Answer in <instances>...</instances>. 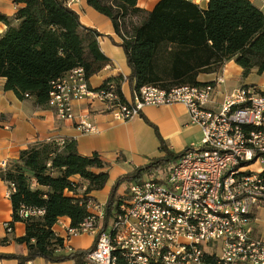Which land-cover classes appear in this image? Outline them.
I'll return each mask as SVG.
<instances>
[{
	"label": "trees",
	"instance_id": "16d2710c",
	"mask_svg": "<svg viewBox=\"0 0 264 264\" xmlns=\"http://www.w3.org/2000/svg\"><path fill=\"white\" fill-rule=\"evenodd\" d=\"M86 1L112 21L120 39L111 38L112 42L126 55L130 74L109 78L101 85L114 82L122 101H127L122 91L124 80L134 92L147 85L165 89L201 86L210 81L201 82L200 75L219 74L231 60L243 69V78L253 72L264 74V10L252 0H208L206 8L193 0H158L151 10L139 7L138 0ZM14 3V17L0 13V23L7 27L0 34V77L6 79L5 89L20 100L32 98L39 108L50 109L53 82L77 67L85 70L89 80L111 64L99 44L103 34L84 25L67 0ZM136 17L141 18L135 21ZM156 132L164 154L117 178L104 205L103 229L119 209V190L124 184L129 187L142 181L154 168L192 148L173 152ZM109 169L110 164L98 153L82 155L74 139L37 141L22 150L17 160L0 171V177L12 188L13 221L26 223V234L15 241L25 243L28 251L26 255L0 254V260L28 264L42 257L49 262L87 264L95 244L68 253L65 240L53 228L63 217L77 228L92 215L90 205L98 202L91 193L105 188ZM83 184L86 187L79 193ZM22 206L44 209L45 213L22 219ZM9 225L13 228V222ZM7 241L4 238L0 243ZM207 264H215V260Z\"/></svg>",
	"mask_w": 264,
	"mask_h": 264
},
{
	"label": "built area",
	"instance_id": "2783aa9c",
	"mask_svg": "<svg viewBox=\"0 0 264 264\" xmlns=\"http://www.w3.org/2000/svg\"><path fill=\"white\" fill-rule=\"evenodd\" d=\"M223 71L209 83L179 90L171 97H163L164 88L147 85L141 99L132 96L130 101L118 99L114 82L93 88L82 67L53 82L50 108L60 119L77 120L83 133L97 129L87 116L76 115L74 104L80 101L101 104L118 121L138 116L146 106L182 104L191 124L203 132L200 146H192L180 158L131 183L105 229V208L98 203L90 205L92 215L80 227H66L68 239L86 233L95 236L89 262L106 264V255H115L117 264H207L212 260L215 264H264V181H260L264 152L252 154L241 147V140L264 142V130L239 126V117L264 122V93L257 86H241L218 104V90L226 82ZM152 89H159L160 97H152ZM177 162H186V169H177ZM8 165L1 160L0 170ZM149 177H158V184H149ZM165 185H174V192H165ZM207 185H214V192H207ZM197 197L225 208L228 217H211L196 205ZM154 200H162V207L154 208ZM172 206H179V213H172ZM244 209H251V216H244ZM19 213L28 219L45 212L22 206ZM5 226L13 232L9 223ZM107 228H115L114 244H106ZM126 249H138L140 257H127Z\"/></svg>",
	"mask_w": 264,
	"mask_h": 264
},
{
	"label": "crops",
	"instance_id": "0c3cea01",
	"mask_svg": "<svg viewBox=\"0 0 264 264\" xmlns=\"http://www.w3.org/2000/svg\"><path fill=\"white\" fill-rule=\"evenodd\" d=\"M68 5L75 10L81 22L97 29L103 34L100 37L102 51L111 59V64L99 74L89 79L93 88L100 87L107 79L123 76L126 78L131 70L127 64V58L122 47L112 42H120L114 31L112 21L97 12L86 3V0H67ZM158 0H138V6L151 10ZM203 8L207 7L208 0H193ZM259 8L264 10L263 0H252ZM17 6L14 0H0V13L14 17ZM6 25L0 23V34L6 30ZM225 84L221 85L217 93L218 104L221 103L228 92L241 87L243 84H256L264 79L263 75L251 73L247 78L242 77L243 69L229 61L224 66ZM256 75L259 81H247ZM215 74H202L201 82L214 80ZM6 79L0 77V161L9 163L18 159L20 152L27 149L37 141L74 139L78 143V150L82 155L91 156L95 152L108 164H110V177L107 185L101 191H93L91 197L98 204L105 205L111 188L118 177L130 172L132 169L148 164L153 158L162 156L158 130L166 145L173 152H182L188 147L200 146L203 132L199 125L191 124L190 114L182 104L163 106H146L141 113L127 121H118L103 106L90 105L87 101L75 102L74 111L77 116H87L94 124L97 131L83 133L78 128L77 120L60 119L50 109L39 108L32 98L20 100L17 95L5 89ZM122 91L127 101L136 99L134 92L127 80L122 83ZM146 119L150 122L148 123ZM156 128V129H155ZM1 171V170H0ZM79 180V177H76ZM86 187L83 184L79 190L82 193ZM123 189L119 190V193ZM264 213V211H263ZM13 222V232L6 230V223ZM60 222V223H59ZM54 226V231L65 240L66 252L69 249H89L95 244L96 238L91 234H82L78 237L67 238V226L70 219L60 218ZM26 234V223L13 221V207L10 199L9 183L0 177V240L8 238L7 243H0V254H27V245L18 243L16 238ZM0 264H19L16 259H2ZM28 264H75L73 260L64 262H49L38 257ZM87 264H92L87 261Z\"/></svg>",
	"mask_w": 264,
	"mask_h": 264
},
{
	"label": "bare ground",
	"instance_id": "6f19581e",
	"mask_svg": "<svg viewBox=\"0 0 264 264\" xmlns=\"http://www.w3.org/2000/svg\"><path fill=\"white\" fill-rule=\"evenodd\" d=\"M144 87H141L139 91L136 92V99H141L142 90ZM179 90H191V86H180L170 89L163 90V97H171L175 95V92ZM152 97H160L159 89H152ZM120 101L122 98L119 94ZM254 125L256 130H264L263 121H254L253 117H239V126H249ZM241 147L247 152L252 154H261L264 152V142H258V140L246 139L241 140ZM177 169H186V162H177ZM149 184H158V177H149ZM260 181H264V172L260 174ZM165 192H174V185H165ZM207 192H214V185H207ZM196 205L203 206L204 212L209 214L211 217L216 218H226L228 217V210L220 206H215L211 202H206L204 197L196 198ZM162 200H154V208H161ZM172 213H179V206H172ZM244 216H251V209H244ZM115 237V228H107L106 234V244H114ZM126 256L130 258L140 257V251L138 249H126ZM106 264H117L115 255H106Z\"/></svg>",
	"mask_w": 264,
	"mask_h": 264
},
{
	"label": "rangeland",
	"instance_id": "374dc122",
	"mask_svg": "<svg viewBox=\"0 0 264 264\" xmlns=\"http://www.w3.org/2000/svg\"><path fill=\"white\" fill-rule=\"evenodd\" d=\"M143 9H144V8H143ZM145 10H148V9H145ZM140 18H141V17H136L134 20H135V21H139ZM252 80L255 81V82H257V81H259V77L256 76V75H253V76H251L247 81L249 82V81H252ZM255 86H257V88H258L259 90H261L262 92H264V79L261 80V82H260L259 84L256 83ZM127 187H128L127 184H124V185L121 187V189H123L122 192H124V189L127 188Z\"/></svg>",
	"mask_w": 264,
	"mask_h": 264
}]
</instances>
